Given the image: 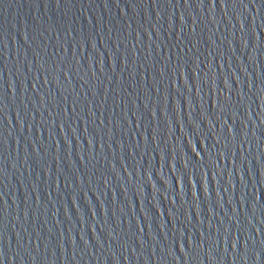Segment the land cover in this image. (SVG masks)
Segmentation results:
<instances>
[{
    "label": "water",
    "instance_id": "water-1",
    "mask_svg": "<svg viewBox=\"0 0 264 264\" xmlns=\"http://www.w3.org/2000/svg\"><path fill=\"white\" fill-rule=\"evenodd\" d=\"M0 264H264V0H0Z\"/></svg>",
    "mask_w": 264,
    "mask_h": 264
}]
</instances>
